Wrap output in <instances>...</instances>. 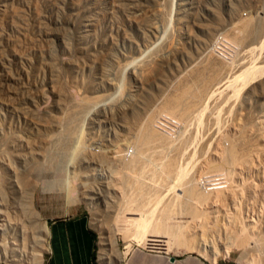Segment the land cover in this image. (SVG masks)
Returning <instances> with one entry per match:
<instances>
[{"label":"rangeland","instance_id":"obj_1","mask_svg":"<svg viewBox=\"0 0 264 264\" xmlns=\"http://www.w3.org/2000/svg\"><path fill=\"white\" fill-rule=\"evenodd\" d=\"M77 218L93 264H264V0H0V264Z\"/></svg>","mask_w":264,"mask_h":264},{"label":"crops","instance_id":"obj_2","mask_svg":"<svg viewBox=\"0 0 264 264\" xmlns=\"http://www.w3.org/2000/svg\"><path fill=\"white\" fill-rule=\"evenodd\" d=\"M43 264H93L94 236L83 219L55 220L48 224ZM166 254V253H165ZM170 264H196L185 259Z\"/></svg>","mask_w":264,"mask_h":264},{"label":"built area","instance_id":"obj_3","mask_svg":"<svg viewBox=\"0 0 264 264\" xmlns=\"http://www.w3.org/2000/svg\"><path fill=\"white\" fill-rule=\"evenodd\" d=\"M219 48L217 53L214 50L211 52L217 58H220L223 62H230L236 52V48L224 40H220ZM217 42V41H216ZM213 48H210V51ZM153 129L161 133L164 137L172 138L177 135L180 130V123L168 115H159L153 121ZM199 187L202 191H206L208 187H219L224 186V176L220 173L203 175L200 177Z\"/></svg>","mask_w":264,"mask_h":264},{"label":"bare ground","instance_id":"obj_4","mask_svg":"<svg viewBox=\"0 0 264 264\" xmlns=\"http://www.w3.org/2000/svg\"><path fill=\"white\" fill-rule=\"evenodd\" d=\"M225 41H227V42H231L232 44H234V45H237L238 43H233L232 41H230V40H227V38L225 39ZM221 43V41L220 40H217V42H214L212 45H211V48H213V49H211V52L214 50V52L215 53H217V51H218V49H220L219 48V44ZM238 46V45H237ZM239 47V46H238ZM218 48V49H217ZM248 52V51H247ZM238 53H239V51H238ZM240 56V55H239ZM216 58V57H215ZM245 69H247L246 71H248L247 73L246 72H243L244 74H245V76H243V77H245V78H247L249 75H251L252 73L254 74L255 72H257V69L258 68H251L250 69V67H249V70H248V68H245ZM245 69H244V71H245ZM261 69V68H260ZM250 70H252L253 72H251ZM259 70V69H258ZM255 71V72H254ZM253 76V75H252ZM237 77H238V75H237ZM237 79V78H236ZM235 79V80H236ZM241 79H243V78H241ZM253 79V78H252ZM251 79V80H252ZM166 114V113H165ZM166 115H168V114H166ZM169 117H171L170 115H168ZM171 118H173V117H171ZM173 119H175V118H173ZM176 121H178L179 123H180V121L179 120H177V119H175ZM155 131V130H154ZM157 132V131H156ZM157 133H159V132H157ZM160 135H162L161 133H159ZM163 136V135H162ZM164 137V136H163ZM166 139H169V138H167V137H165ZM127 156H129V155H127ZM183 172H184V170H183ZM182 174H184V173H181V175ZM185 175V174H184ZM185 177V176H184ZM195 179V178H194ZM193 181H195V180H193ZM192 181V182H193ZM198 183H195L194 185H196V184H198L199 185V181H197ZM194 183V182H193ZM226 181H225V179H224V186H222L223 188L226 186ZM191 185H193L192 183H191ZM191 185H189V186H191ZM200 186V185H199ZM221 186H219V187H208V189L206 190V191H204V192H208V191H212V190H214V189H217V188H220ZM191 190V189H190ZM198 192V191H197ZM196 193V192H195ZM198 194V193H197ZM187 195V194H186ZM199 195V194H198ZM182 196V195H181ZM193 196V195H192ZM184 197V196H183ZM185 198V197H184ZM183 198V199H184ZM194 198V197H193ZM188 199V197L185 199V200H187ZM192 199V198H191ZM190 198L188 199V200H191ZM148 216V215H147ZM140 219H136V218H134L133 217V219H131V220H128V222H130L134 227H135V230H134V232L132 233V237H133V239H135L136 241H138V242H146V244L149 246L148 248H151V249H154L155 250V252H157V253H164L166 250H169L170 249V245H172L171 243H170V245L169 244H167L168 242H165V241H162V240H160L159 238L158 239H156L154 236H149V235H147L146 234V232H147V219L145 220V218H146V216L145 215H143V213H140ZM123 219H125V217L123 218ZM117 221V220H116ZM127 222V221H126ZM128 224V223H127ZM149 225V224H148ZM126 227V226H125ZM149 227V226H148ZM126 230V229H125ZM149 232V231H148ZM45 235V234H44ZM155 235V234H154ZM106 242H107V238H104L103 240H102V243H101V251L102 252H104L105 251V247L107 246V244H106ZM169 242H171V241H169ZM247 247V246H246ZM246 247H245V249H246ZM171 248H172V246H171ZM152 252V251H151ZM154 252V251H153ZM165 254V253H164ZM167 254V253H166ZM11 259V258H10ZM172 259H173V261H170L171 263H173L174 261H175V259L172 257Z\"/></svg>","mask_w":264,"mask_h":264},{"label":"water","instance_id":"obj_5","mask_svg":"<svg viewBox=\"0 0 264 264\" xmlns=\"http://www.w3.org/2000/svg\"><path fill=\"white\" fill-rule=\"evenodd\" d=\"M169 261H173L172 257L169 259Z\"/></svg>","mask_w":264,"mask_h":264}]
</instances>
